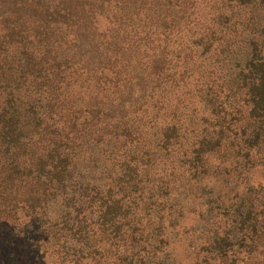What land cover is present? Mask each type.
I'll list each match as a JSON object with an SVG mask.
<instances>
[{"label": "trees", "instance_id": "trees-1", "mask_svg": "<svg viewBox=\"0 0 264 264\" xmlns=\"http://www.w3.org/2000/svg\"><path fill=\"white\" fill-rule=\"evenodd\" d=\"M194 2H108L106 32H89L105 49L94 67L61 53L53 30L44 67L0 65V264H264V72L211 80L205 57L221 66L228 48L194 28ZM65 3L67 34L90 27L89 9ZM13 6L22 29L32 10ZM133 60L144 79L122 115L96 119L121 105ZM30 144L31 158L19 150ZM135 154L137 178L125 179Z\"/></svg>", "mask_w": 264, "mask_h": 264}, {"label": "rangeland", "instance_id": "rangeland-1", "mask_svg": "<svg viewBox=\"0 0 264 264\" xmlns=\"http://www.w3.org/2000/svg\"><path fill=\"white\" fill-rule=\"evenodd\" d=\"M73 5L80 8L79 4L84 5L85 9H89L93 16H90V27H85L81 33H75L74 35L67 34V23L68 16H63L60 7L65 5L66 0H0V65L4 66L3 70L7 74L24 72V68H30L31 66H43L49 63L47 57L41 58L43 53H50L44 48H50V44L45 41L47 39L44 34L48 35L51 30L56 33V41L60 45L58 49L62 53L67 47L72 54H79L80 56H86L88 58L87 63L89 66L98 65L102 58L105 56V49L103 47L94 44L92 37L89 32L95 31L98 34L105 33L107 26L110 24L111 19L114 16V11L106 6L108 2L113 3L115 0H69ZM121 2H135L138 4V0H120ZM191 8L194 10L191 12L195 13L196 23L194 28H201L202 31L209 34L211 37H215V42H221V38L225 37V47L228 49L224 50V57L221 61L222 65L219 66L217 63L215 66L210 63L211 59L205 57L204 65L207 66V72L210 73L212 77L211 80L215 82L222 80V77L227 78L231 74H238L239 69H243L246 75L252 74L253 76L257 74H263L264 72V3L262 0H199ZM20 4L26 6L31 11L30 13H25L24 11V24L22 29L15 25L16 20L20 18L16 13L8 19L9 12L14 8L13 5ZM60 8V9H59ZM59 9V10H58ZM19 11V7L16 6V12ZM35 11V12H34ZM190 12V11H189ZM221 14V15H220ZM8 19V20H7ZM10 20V21H9ZM14 22V25H13ZM37 25H36V24ZM35 24V25H34ZM225 24V27H218ZM16 29H15V28ZM71 27H68L70 29ZM23 32V39L17 40L16 35ZM199 32V31H197ZM67 34V35H66ZM77 34V36H76ZM71 37L78 39L77 43L74 42L71 46L67 43L70 42ZM136 37H138V32H136ZM210 38V37H209ZM233 39L229 41L231 44L227 45V39ZM211 39V38H210ZM67 42V43H66ZM230 48V49H229ZM148 54L152 53L150 48H144ZM68 51V50H67ZM65 51V52H67ZM143 51V52H142ZM43 52V53H42ZM53 52H55L53 50ZM144 53V50H141ZM60 53V54H61ZM42 54V55H41ZM85 59V58H84ZM40 60L45 61L44 63ZM85 61V60H83ZM34 64V65H33ZM132 64L135 65L130 73L128 74V83L125 87L120 88L119 99H113L115 103L117 100L118 108H112V111H93L92 114L95 118H106L107 115H112V113L118 112V115H122L120 106L123 105V101L128 98L130 93H135L136 83L144 79V74L142 72L138 73V61L133 60ZM239 65V67L236 66ZM224 66V67H223ZM239 68V69H238ZM118 69V66H117ZM208 69H213L210 72ZM141 71V69H139ZM252 76V77H253ZM15 77V76H14ZM220 77V78H218ZM255 79V78H254ZM108 83V79L106 82ZM103 83V84H105ZM258 83V81H257ZM256 83V84H257ZM256 87V88H255ZM257 94L258 105L264 104V75L259 86H254ZM128 100V99H127ZM85 112L81 113V117ZM104 115V116H103ZM1 147H4L5 141L0 138ZM4 143V144H3ZM27 146L19 147L22 149L21 153L28 154L30 158L32 157V148L35 147L32 144ZM41 148V149H40ZM10 152L14 149V143H10ZM49 146L42 144L38 147L41 150V154H46L48 152ZM43 161V160H42ZM131 164L125 170L126 177L133 180L134 174H138V155L135 154L134 160L130 161ZM130 177H127L128 174ZM109 180V179H108ZM106 179V181H108ZM67 181V180H66ZM68 182V181H67ZM68 186H66L67 188ZM125 202V201H124ZM127 204V202H126ZM118 203L111 211L124 212ZM135 209V207H134ZM133 209V210H134ZM129 211V210H128ZM132 214V213H130ZM135 214V213H134ZM83 215V214H80ZM100 209L94 206L89 207L84 210V223L91 226L95 220L99 219ZM129 217V215H128ZM107 224H110L108 222ZM107 224L105 226H107ZM32 226H34L32 224ZM89 226V227H90ZM108 227V226H107ZM109 230V229H108ZM108 236V241H109ZM112 241V238H111ZM78 248V245H76ZM85 252V249L84 251ZM182 260L184 264H189L188 259H183L184 254H182Z\"/></svg>", "mask_w": 264, "mask_h": 264}]
</instances>
